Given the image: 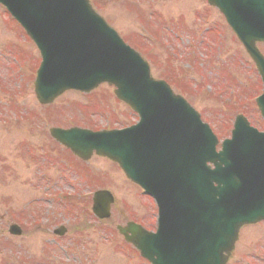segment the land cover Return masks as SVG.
<instances>
[{
    "label": "rangeland",
    "instance_id": "374dc122",
    "mask_svg": "<svg viewBox=\"0 0 264 264\" xmlns=\"http://www.w3.org/2000/svg\"><path fill=\"white\" fill-rule=\"evenodd\" d=\"M89 1L147 62L151 77L181 96L219 142L230 137L238 115L264 132L255 105L262 91L255 67L205 0ZM257 47L264 56V44ZM39 63L35 46L0 6V264H60L63 255H48L47 240L65 247L72 237L77 242L74 264H147L115 227L132 221L153 230L152 200L107 159L93 156L81 162L49 136L55 127L121 129L135 124L137 117L107 85L88 94L65 92L50 105H39L33 93ZM98 190L114 198L111 217L101 222L91 213V198L82 197ZM59 191L73 197L55 200ZM33 199L45 200L32 209L26 205ZM35 215L47 218L30 230L28 222ZM12 223L21 224L20 238L8 234ZM58 224H66L68 231L62 239L51 232ZM227 264H264V222L240 231Z\"/></svg>",
    "mask_w": 264,
    "mask_h": 264
},
{
    "label": "water",
    "instance_id": "95a60500",
    "mask_svg": "<svg viewBox=\"0 0 264 264\" xmlns=\"http://www.w3.org/2000/svg\"><path fill=\"white\" fill-rule=\"evenodd\" d=\"M254 61L264 84V0H207ZM41 57L33 84L41 105L100 84L139 116L121 131L51 129L75 156L95 153L116 163L158 207L155 233L128 224L118 232L150 264H226L243 225L264 220V134L238 117L231 140H216L198 115L164 82L150 78L140 56L92 10L88 0H0ZM264 118V93L257 99ZM214 166L210 170L206 166ZM113 202L97 192L92 211L109 217ZM128 234L131 236L129 237Z\"/></svg>",
    "mask_w": 264,
    "mask_h": 264
},
{
    "label": "flooded vegetation",
    "instance_id": "af4514ba",
    "mask_svg": "<svg viewBox=\"0 0 264 264\" xmlns=\"http://www.w3.org/2000/svg\"><path fill=\"white\" fill-rule=\"evenodd\" d=\"M60 193L61 192H67V191H59ZM58 192H56L55 194H53L54 196H55V200H57V197H56V194H57ZM69 193V192H68ZM71 193V192H70ZM72 193H75V194H77V190L74 188V190H72ZM71 197H73V196H71ZM45 199H41V200H36V199H34L32 202H30V203H28V205H26V206H32L31 208L33 209V208H35V206H34V203H41V201H44ZM69 204H71V202H69ZM66 206V205H65ZM69 209V208H68ZM23 215H24V213H23ZM23 215H21V216H23ZM47 217H45V218H38V216H33V218H32V216H31V219H30V221L28 222V225H29V223L31 224V223H33V222H35L36 221V219H37V221L39 222V224H41V223H43L44 221H45V219H46ZM88 218H89V216H88ZM87 218V219H88ZM25 218L24 217H22V220H24ZM49 219H47L46 221H48ZM13 224V223H12ZM11 224V225H12ZM14 224H17V223H14ZM19 225V224H18ZM22 225L23 226H25V224L24 223H22ZM20 226V228L22 229V227H21V224L19 225ZM37 226H40V225H37ZM36 226V224H33L31 227H28L30 230H33L35 227H37ZM60 226V225H59ZM59 226H57V227H53V230L51 231L52 232V235L54 236V237H56V238H59V239H62L64 236H66V234H67V229L64 227V231H63V235H61V236H57L54 232L56 231V230H58L60 227ZM62 227V226H61ZM23 231V230H22ZM22 231H21V235L23 234L22 233ZM21 235L20 236H17V238H20L21 237ZM47 242L49 243H51V244H49V247H48V250H49V254L48 255H50L51 254V256L53 257L54 256V253H56V254H62L63 255V257L61 258H59V259H62L63 260V262L62 263H60V264H74V260H75V257H74V252H73V248L75 247L76 248V245H77V242H76V240L72 237V238H69V240H68V242H69V244H68V246H62V244L61 243H57V242H55V241H53V240H47ZM56 244V245H55ZM54 245L56 246V248H57V251L55 250V248H54ZM130 246V245H129ZM131 247V246H130ZM46 254V253H45ZM43 264H47L46 262H44Z\"/></svg>",
    "mask_w": 264,
    "mask_h": 264
}]
</instances>
